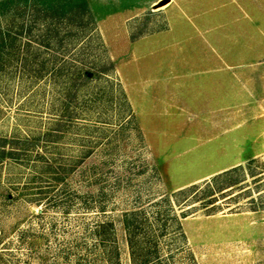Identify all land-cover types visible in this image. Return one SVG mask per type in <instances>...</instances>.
Listing matches in <instances>:
<instances>
[{
	"label": "rangeland",
	"instance_id": "rangeland-1",
	"mask_svg": "<svg viewBox=\"0 0 264 264\" xmlns=\"http://www.w3.org/2000/svg\"><path fill=\"white\" fill-rule=\"evenodd\" d=\"M87 1L93 22L66 17L48 44L32 2L1 16L22 29L9 68L64 72L0 80V264H131L133 210L171 264H264V18L248 0ZM192 42L221 52L211 102L185 96L193 85L165 93V63ZM73 82L75 95L59 89ZM234 166L233 184L209 190Z\"/></svg>",
	"mask_w": 264,
	"mask_h": 264
},
{
	"label": "trees",
	"instance_id": "trees-1",
	"mask_svg": "<svg viewBox=\"0 0 264 264\" xmlns=\"http://www.w3.org/2000/svg\"><path fill=\"white\" fill-rule=\"evenodd\" d=\"M28 2H32L35 5L38 13L43 12V18H47L48 16L51 18L44 26V38L41 39L47 44L50 43L48 40L49 35L58 33L59 29L55 24L60 22L62 19L68 17L67 19L72 20V23L75 25L82 26L85 25L86 20L93 22L94 19L87 0H0V80L7 75V79H10L14 76V74H18L19 77L26 76L35 78H41L43 75L48 74L50 78H55L64 72L61 69L54 68H27L25 66L18 69L9 68L8 62L14 57H19L18 40L21 38L22 29L14 30L1 24V16L5 15L14 7L19 6L20 3L27 4ZM41 14H38V16ZM13 48H15V50ZM34 56L36 57L37 53H35ZM109 63L112 66V62ZM69 72L76 78L83 76L85 79H88L91 74H98L102 72V70L74 69ZM77 84L78 83L76 82H73L71 85L63 84L59 86V89L64 93L73 91L75 95V92L78 89ZM5 141L6 139H3L0 143V147ZM4 153V148H0V155H3ZM8 153L14 152L9 151ZM259 163L261 164V168L264 170V159ZM238 169L239 168L237 166H234L216 174L212 178V182L207 184V187H209V190H220L224 188V185L229 186L233 184L234 181L232 182L230 177L233 175L232 173ZM254 174L256 173H251V175ZM130 214L132 215L125 217L124 223L131 264H171V262L167 260V257L160 252L158 242L160 233L157 232V228L153 227V221L149 218V216L145 215L143 212L140 213L135 210H133ZM109 224L110 223L106 221L98 223L96 226V231L99 234L102 233L100 239L103 241H108L112 236V230L108 228ZM100 228H102V232H99Z\"/></svg>",
	"mask_w": 264,
	"mask_h": 264
},
{
	"label": "crops",
	"instance_id": "crops-1",
	"mask_svg": "<svg viewBox=\"0 0 264 264\" xmlns=\"http://www.w3.org/2000/svg\"><path fill=\"white\" fill-rule=\"evenodd\" d=\"M166 4L165 2H162L161 0H158L154 7L158 6H164ZM246 4V3H245ZM239 5L238 0H234V6L237 7ZM244 6L243 4L241 7ZM250 7L249 12L252 17H263L264 18V0H248L247 1V8ZM248 13V14H249ZM234 14H237V12L234 11ZM188 16V15H187ZM260 30H258L257 37L264 38V22H259ZM202 35V34H201ZM214 38V36H213ZM206 39V37H204ZM195 46V47H194ZM182 54L185 55V58L182 59L180 64H174L172 62L165 63L164 70L165 75L163 76V83L165 84V88L168 86H172L171 90H168L166 88V92L172 93V90L174 89L175 94L176 87L181 88H191L193 85L194 88H196L195 91H190L185 94L181 90L185 96L189 98H197V97H203L205 98L203 101L211 102L213 98L220 97V85H221V79H220V72L222 70L221 68V52L218 47L213 46H205L203 48H200L196 43L192 42L190 46H188L186 49L182 48ZM188 55V56H187ZM234 63V67H235ZM226 66L230 67V64H226ZM181 72L180 74H177L175 72ZM180 81L174 78H180ZM160 80V79H159ZM156 77L155 86L157 88L161 87V81H159ZM169 82L172 85H169ZM150 83H153L152 81ZM162 83V84H163ZM218 87V89H215ZM207 88V90L205 89ZM212 88V89H210ZM160 89V88H159ZM176 89V90H175ZM217 90V91H215ZM159 91V90H158ZM211 91V94H210ZM167 94V93H166ZM219 99V98H218ZM215 101V100H214Z\"/></svg>",
	"mask_w": 264,
	"mask_h": 264
},
{
	"label": "water",
	"instance_id": "water-1",
	"mask_svg": "<svg viewBox=\"0 0 264 264\" xmlns=\"http://www.w3.org/2000/svg\"><path fill=\"white\" fill-rule=\"evenodd\" d=\"M162 2H165L166 0H161Z\"/></svg>",
	"mask_w": 264,
	"mask_h": 264
}]
</instances>
